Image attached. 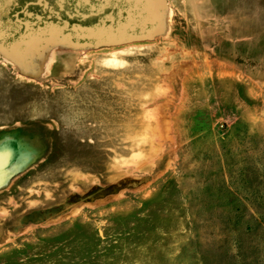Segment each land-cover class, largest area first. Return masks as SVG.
Segmentation results:
<instances>
[{"label": "rangeland", "instance_id": "374dc122", "mask_svg": "<svg viewBox=\"0 0 264 264\" xmlns=\"http://www.w3.org/2000/svg\"><path fill=\"white\" fill-rule=\"evenodd\" d=\"M0 264H264V0H0Z\"/></svg>", "mask_w": 264, "mask_h": 264}]
</instances>
